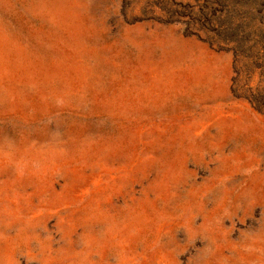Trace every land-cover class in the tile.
<instances>
[{
	"label": "rangeland",
	"instance_id": "1",
	"mask_svg": "<svg viewBox=\"0 0 264 264\" xmlns=\"http://www.w3.org/2000/svg\"><path fill=\"white\" fill-rule=\"evenodd\" d=\"M259 28L257 0H0V264H264Z\"/></svg>",
	"mask_w": 264,
	"mask_h": 264
},
{
	"label": "trees",
	"instance_id": "2",
	"mask_svg": "<svg viewBox=\"0 0 264 264\" xmlns=\"http://www.w3.org/2000/svg\"><path fill=\"white\" fill-rule=\"evenodd\" d=\"M259 7H264V0H257ZM230 30L232 33L237 34L238 31L243 32L242 28L238 30ZM239 35V34H238ZM233 37V36H230ZM258 42L251 46L247 51H245L246 42L251 40L250 36H240L239 40L233 42V50L235 56V73L233 84V92L238 97L245 96V94L240 93L241 86L239 85L240 79L243 76L248 78V86L254 81L256 75H259L260 79L255 87H250L247 91L249 93L248 100L251 105L258 111L264 112V28H259L257 32ZM248 61V64H245ZM241 63H244V69L238 67Z\"/></svg>",
	"mask_w": 264,
	"mask_h": 264
}]
</instances>
